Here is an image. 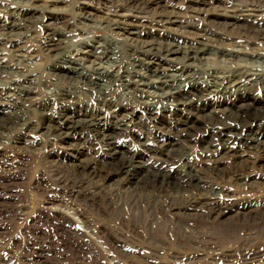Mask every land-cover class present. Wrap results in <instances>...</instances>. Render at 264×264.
<instances>
[{
  "label": "bare ground",
  "instance_id": "1",
  "mask_svg": "<svg viewBox=\"0 0 264 264\" xmlns=\"http://www.w3.org/2000/svg\"><path fill=\"white\" fill-rule=\"evenodd\" d=\"M82 1L75 2L70 8L71 11L77 9L79 13L73 12L72 17H67L69 8L62 7V0H0V45L4 46L0 50L3 56L0 58V146L21 133L19 135L25 138L18 136L13 141L18 147L39 145L35 139L27 141L26 137L45 136L53 147L70 139L73 141L67 143L70 150L86 151L84 144L80 143L85 135L84 140L91 137L105 148V152L100 154L103 158L111 159L113 163L121 162L117 167L110 162V170L102 178L97 172L81 166L83 172L89 171L91 176L100 177L103 185L113 183L114 177L122 176L120 185L123 187H120L131 194L141 189L144 182L153 183L159 193H168L167 190L176 194L196 193L200 199L197 197L193 204L176 210L200 209L205 196L214 197L215 193L208 194L201 172L190 164L188 152L182 148L189 143L200 144L203 153L210 154L205 155L209 159L205 161L215 165L211 170L214 173L219 172L218 165L224 159L239 157L243 149L264 151V54L207 44L206 35L219 37L222 33L211 30L209 34L200 35L202 30L197 25L163 10L167 0L89 1L96 6L86 4L87 0ZM221 1L224 3L216 2L220 7L228 0ZM232 1L236 4L226 14L217 9L201 11L197 8L200 4L210 5L211 1L183 0L182 4L195 14L202 12L204 17L228 20L231 22L227 23L228 26H235L245 11L255 14L251 15L253 18L264 17V0ZM101 7L112 8V13L109 10L99 18L102 22L97 21L94 15ZM151 7H155V11L148 19L146 14ZM128 11L131 13L126 14ZM97 24L100 30L109 33L90 40L87 31L95 29ZM37 25L43 28L38 47L45 61L44 66L42 64L44 71L52 80L64 81L62 86H67L56 87L44 98L36 91L41 74L34 70L39 65L35 62L36 57L25 55L22 47L37 38ZM180 25L196 28L199 34L176 32L171 28ZM250 31L264 45V33L252 28ZM79 38L82 39L79 48L70 49V41ZM204 38L206 42L203 43ZM6 45L17 48L11 51ZM96 61L99 63L95 66ZM86 62L91 66H85ZM248 62L247 67L244 63ZM103 63L108 67L100 65ZM219 63L228 66L225 72ZM255 90L257 94L252 95ZM77 92L85 98L94 95L91 113L82 106L81 110H76L75 104L79 102L74 93ZM145 98L150 101H144ZM255 102L260 103L256 105ZM31 105L40 116L37 124H32L30 119ZM107 108L111 111L107 113L114 120L109 126H105L100 117ZM136 112L141 114L136 117L141 123L146 121L148 126L161 124V136L165 135L153 150L148 148L151 140L147 136L148 129L140 132L142 142L139 144L144 148V154L125 152L117 142V136L121 134L132 137L133 128L129 123ZM46 145L42 148H50ZM54 150L50 149L57 158L59 154ZM100 155L96 156L95 162L102 161ZM176 163H180L177 171L167 167ZM154 164L158 166L153 169ZM213 201L216 202L211 201L212 204L218 205L217 199ZM154 206L160 208L161 205L155 201ZM183 229L179 230L182 232Z\"/></svg>",
  "mask_w": 264,
  "mask_h": 264
},
{
  "label": "rangeland",
  "instance_id": "2",
  "mask_svg": "<svg viewBox=\"0 0 264 264\" xmlns=\"http://www.w3.org/2000/svg\"><path fill=\"white\" fill-rule=\"evenodd\" d=\"M62 1L64 5L59 6L69 8L67 17H72L73 12L79 13L75 8L72 11L70 9L75 2L77 4L84 2ZM89 1L85 3L96 6ZM180 1L167 0L163 10L177 18H184L191 25H197L202 30L199 32L200 35L209 34L211 30L222 33L220 36L224 38L206 35L209 38L207 44L230 47L233 50L242 49L250 53L254 51L257 55L264 54L262 40L257 39L250 31L252 28L264 33L263 16L253 18L251 15L255 14L245 11L244 17L239 18L241 20L235 26H228L227 23H231L230 21L213 16L204 17L202 12L195 14L185 8L183 0ZM204 1L211 3L198 5L197 8L201 11L217 9L224 14L236 4L228 0L220 7L216 2L224 3L221 0ZM120 2L123 3V0L118 1ZM108 11L112 13V8L101 7V10L95 11L97 21L102 22L99 18ZM154 11L155 7L149 8L146 17L150 19ZM99 27L97 24L94 27L96 30L91 28L87 31L90 40H97L109 33L100 30ZM171 28L176 32L197 33L193 27L180 25ZM35 34L37 38H34V41L18 48L22 46L25 55L36 57L35 62L39 65L34 70L41 73L36 91L44 98V95L55 91L56 87L61 89L67 86H62L64 81L54 78L53 81L50 74L44 71L45 61L40 56L38 47L43 37V28L35 26ZM81 41L80 38L71 40L70 49H78ZM202 42H206L205 38ZM5 47L11 51L17 48L7 45ZM1 49H4V46H1ZM1 57L3 56L0 54ZM98 63L96 61L95 66ZM249 63L244 65L248 67ZM219 64V67L226 71L228 66ZM84 65L89 67L91 63L86 62ZM100 65L108 67L105 63ZM77 93H74L78 96L79 102L75 104L76 110H81L82 106L91 113L94 95L85 98L82 93ZM254 94H257L256 90L253 91L252 95ZM143 100L150 101L149 98ZM255 103L257 105L260 102ZM29 108V113L34 111V114L30 113L31 122L37 124L36 122L40 120L38 111L34 105ZM104 110L106 113L103 112L100 117L105 126H109L114 120L107 113L111 112L110 109ZM140 115V112H136L129 123L130 128H133L132 137L125 134L117 136V142L125 152L145 153L139 144L142 142V135L139 134L146 132L147 129L149 131L147 136L151 139L148 148L154 150L157 141L165 137L164 134L161 136V124L152 123L148 126L146 121L142 123L138 121L136 117ZM19 134L21 133H17L11 142L0 146V264H264V151L243 149L239 157L224 159L218 165L219 172L214 173L211 170L215 165L206 162L209 159H206L205 155H210L209 152L203 153L200 144L185 145L182 149L188 152L190 164L201 172L205 189L210 192L208 194L213 191L215 196H205L206 204L200 201L204 205H201L200 209L183 212L184 206L188 207L197 200V197L198 199L201 197L196 196V193L176 194L172 190H167L168 193H159L150 182H144L141 189L131 194L120 185L122 176L114 177L113 183L103 185L101 178L106 177V171L110 170L108 164L113 163V160L100 155L105 152V148L94 142L91 137L84 140L83 135L80 143L84 144L81 145L86 151L75 152L67 147V143L73 142L72 140L69 139L57 146L55 144L53 147L45 136L26 137L27 141L35 139L39 145L18 147L13 141L18 136L25 138ZM39 135L40 133H37V136ZM45 144L50 148H42ZM51 148L59 154L57 158L54 156L56 154L50 151ZM90 155L95 157L91 156L94 160ZM98 155L101 156V162H95ZM113 164L117 167L121 162ZM179 165L180 163H176L172 167L168 165L167 167L177 171L180 169ZM81 166L90 172H97L101 178L96 175L97 173L96 177L91 176L89 171H85L86 174ZM156 166L158 164H154L153 169ZM212 198L217 199L221 209L218 205L212 204L216 202ZM155 201L159 202L160 208L154 206ZM219 210L222 212L221 215ZM180 228H184L182 232ZM108 240L110 241L107 242ZM114 240L117 242L116 247ZM121 249L123 252H120Z\"/></svg>",
  "mask_w": 264,
  "mask_h": 264
}]
</instances>
